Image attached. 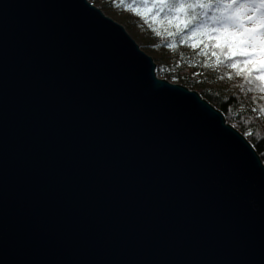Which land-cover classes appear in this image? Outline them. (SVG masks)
I'll use <instances>...</instances> for the list:
<instances>
[{
	"label": "water",
	"instance_id": "obj_1",
	"mask_svg": "<svg viewBox=\"0 0 264 264\" xmlns=\"http://www.w3.org/2000/svg\"><path fill=\"white\" fill-rule=\"evenodd\" d=\"M0 264H264V162L90 0H0Z\"/></svg>",
	"mask_w": 264,
	"mask_h": 264
},
{
	"label": "trees",
	"instance_id": "obj_2",
	"mask_svg": "<svg viewBox=\"0 0 264 264\" xmlns=\"http://www.w3.org/2000/svg\"><path fill=\"white\" fill-rule=\"evenodd\" d=\"M130 3L128 1V4ZM117 4H119L117 0L106 2L102 4V9L116 15L129 27L139 26L143 31L141 37L143 44L140 46L148 54L154 52L155 56H152L154 60L162 64L169 62L178 64L176 73L158 68V74L200 93L224 114L228 123L242 134H247L246 138L264 162V115L258 111L259 108L264 107V93L258 90L249 92L243 75L237 76V69L227 67V62L215 67H205V62L212 65L216 61V57L211 55L212 51H216L220 59L224 58L219 49L212 47L214 42L208 39L207 34L197 33L196 38L190 37L187 43L181 44L179 37H170L164 31L165 28L174 31L167 22L155 23L147 17L137 16L135 11H129L120 4L121 9L125 11L121 15L117 14L118 12L113 8ZM140 8L141 6L137 10L142 13ZM157 32H160V35H157ZM171 43H175V48L168 47ZM192 44H196L197 47L193 48ZM201 52L206 55L200 54ZM238 68H243L244 75L247 74L246 66L238 65ZM229 73L231 79L228 78ZM257 83L264 84V81ZM249 132L251 135L248 134Z\"/></svg>",
	"mask_w": 264,
	"mask_h": 264
},
{
	"label": "snow or ice",
	"instance_id": "obj_3",
	"mask_svg": "<svg viewBox=\"0 0 264 264\" xmlns=\"http://www.w3.org/2000/svg\"><path fill=\"white\" fill-rule=\"evenodd\" d=\"M118 2L129 11H135L137 16L143 15L137 10L143 6L151 13L153 21L160 17L162 24L167 22L174 29L165 28L167 35L179 37L181 44L197 33L207 34L214 42L212 47L219 49L224 58L220 59L217 52L212 51L216 61L212 65L205 62V67L227 62V67L237 69V76L243 75L249 92L264 93V84L257 83L264 81V0H140L139 5L135 0L130 4H125V0ZM175 46V43L168 45L169 48ZM191 46L197 47L196 44ZM238 65L246 66V75ZM228 78H232L231 73ZM258 111L264 115V107Z\"/></svg>",
	"mask_w": 264,
	"mask_h": 264
},
{
	"label": "rangeland",
	"instance_id": "obj_4",
	"mask_svg": "<svg viewBox=\"0 0 264 264\" xmlns=\"http://www.w3.org/2000/svg\"><path fill=\"white\" fill-rule=\"evenodd\" d=\"M90 1H92L95 5H97L98 7H100V8H102V4L103 3H106V2H110V1H114V0H90ZM118 1V0H117ZM128 1H130L131 3L133 2V0H125V3H127L128 4ZM135 2H136V4L137 5H139L140 4V0H135ZM149 7H150V5H149ZM114 8V10L116 11V12H118L117 14H120L121 15V13H123L125 10H123V9H121V7H120V5L119 4H117L116 6H114L113 7ZM141 11H142V17L143 18H148V19H150V20H152V15H151V13H147L146 12V10H145V8L143 7V6H141ZM104 11V10H103ZM108 16H110V17H112L113 19H115L116 21H118V22H122V20H120L116 15H114V14H110V13H107L106 12V10L104 11ZM163 14H161V16H162ZM160 20H161V18L160 17H157L156 19H155V21H153V22H158V23H160ZM123 23V25L125 24L124 22H122ZM125 26L127 27L126 29H127V31L136 39V41L138 42V44L139 45H142L143 44V42H142V39H141V37L143 36V31H142V29L139 27V26H134V27H129L127 24H125ZM197 37V35L195 34L194 36H192V38L194 39V38H196ZM151 56H155V53L154 52H151V53H149ZM155 62H156V64H157V69L159 68H162V69H165V70H168V71H170V72H172V73H176L177 72V70H178V64H175V63H173V62H169V63H161L160 61H158V60H155ZM157 74H158V72H157ZM158 76L159 77H161V78H163L162 76H160L159 74H158ZM171 82H174V83H178V82H176V81H171ZM180 84V83H179ZM226 122H228L227 120H226ZM243 135H245V136H247V134L245 133V134H243Z\"/></svg>",
	"mask_w": 264,
	"mask_h": 264
}]
</instances>
